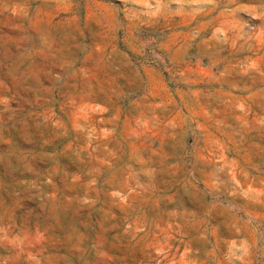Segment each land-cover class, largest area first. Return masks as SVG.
<instances>
[{
    "label": "rangeland",
    "instance_id": "374dc122",
    "mask_svg": "<svg viewBox=\"0 0 264 264\" xmlns=\"http://www.w3.org/2000/svg\"><path fill=\"white\" fill-rule=\"evenodd\" d=\"M0 264H264V0H0Z\"/></svg>",
    "mask_w": 264,
    "mask_h": 264
}]
</instances>
